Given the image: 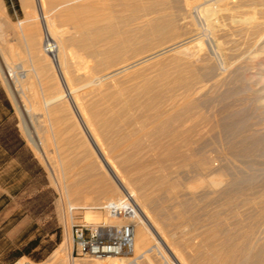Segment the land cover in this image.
Listing matches in <instances>:
<instances>
[{
	"label": "bare ground",
	"instance_id": "bare-ground-1",
	"mask_svg": "<svg viewBox=\"0 0 264 264\" xmlns=\"http://www.w3.org/2000/svg\"><path fill=\"white\" fill-rule=\"evenodd\" d=\"M23 3L25 18L12 24L0 2V54L19 56L31 66L24 74L32 86L29 107L22 104L28 115L41 112L39 144L56 151L52 167L64 194L65 220L69 209L83 204L101 214L85 217L87 222H122L101 208L128 194L136 213L129 252L140 250L134 256L146 264H192L184 257L192 253L184 254L185 249L196 257L205 250L193 264H264V0ZM8 28L13 42L6 38ZM232 34L244 36V55L238 52L241 38L238 42ZM43 38L45 50L56 52V69L41 47ZM11 71L5 65L10 84L16 82ZM129 74L135 93L121 98L128 91L120 85ZM110 87L117 89L110 92ZM130 106H138L136 120L149 125L141 139L130 138L135 132L119 135L117 120L134 113ZM152 134L168 135L167 154L126 153ZM163 142L156 138L142 149L161 150ZM177 151L184 153L176 156ZM174 159L183 161L181 182L163 172ZM185 212L191 214L188 219L194 215L213 222L202 225L200 242L188 248L176 232L180 224L172 223ZM66 236L62 252L69 249ZM57 252L52 256L57 258ZM129 252L78 264H137L125 256Z\"/></svg>",
	"mask_w": 264,
	"mask_h": 264
},
{
	"label": "rangeland",
	"instance_id": "rangeland-1",
	"mask_svg": "<svg viewBox=\"0 0 264 264\" xmlns=\"http://www.w3.org/2000/svg\"><path fill=\"white\" fill-rule=\"evenodd\" d=\"M0 2L2 9L6 13L10 23L15 24L25 18L28 7L25 5V3H23V0H0ZM44 6V9L48 11L49 5L47 2ZM112 9L120 10L121 7L114 6ZM120 13L121 12L118 13V17L123 18L124 13L121 14L122 17ZM200 23L201 32L203 34H207L208 29L203 26L202 22ZM118 26L123 27L121 23H119ZM41 28L44 34L46 30L44 31V27H42V25ZM5 34L6 38H8V41H14L11 38L13 36L11 29L8 28ZM236 35L238 34H232L231 38H237V41L241 37L244 38V36L238 35L240 37H236ZM48 38L49 42L54 44V38H52L53 40L50 39V37ZM224 38L225 37H222L223 40ZM242 38L241 42H239L240 40L238 41V46L240 45L239 47H241V49L239 48L240 51L238 52L244 55L246 53L247 46L244 44V39ZM41 47L47 56H49V60L56 69L57 62L55 58V50L51 52L45 50L46 39L44 38L41 41ZM17 52L18 50L15 49V53ZM230 53L232 55L233 52ZM12 58L8 56L5 58L0 54V264H78L81 260L92 259L88 257L77 256L74 253L73 225L77 222L86 221L85 217L88 219H98V215L101 216V214L99 211H96L93 208H88L83 204H77L75 205V208L73 207L69 209V219L67 221L63 217V208H65L64 194L57 181V176L54 175L55 172L52 167L54 159L53 156L55 157L56 151L52 145L42 147V145L39 144V141L43 140L42 130L39 126V123H41L42 119L41 112L33 111L28 115V113L24 110L25 105L29 107V101L27 99L31 97L29 92L32 91L30 90V88L32 89V86L30 83L28 84L27 77L24 76V74L28 73V70L31 68V66L28 63L23 64L19 56L15 55ZM73 59L74 58L72 57V61ZM1 60H3V62ZM163 60L165 63L167 62V58H162L160 61ZM5 65L12 70V74L16 75H14V78L16 77V82L13 81V83L10 84L8 81L6 74L4 73ZM138 73L139 71H135L131 74L135 76L134 74L138 75ZM131 74H129L127 79L125 78L126 80L124 79L120 85V88H124L125 92L128 91L121 98H125L127 94L129 95V93H135L129 88L134 81L132 79L134 77L130 78L132 76ZM13 85H15V88L17 87V90L13 89ZM116 89V87H110L109 91L114 92ZM20 100L22 101L20 102ZM22 102L25 103V105L22 104ZM130 107L133 108L132 110L134 113L123 117L125 120L120 119L122 122L117 120L119 123H116V125H118V128L120 127L119 135L126 136L128 132H135V135H131L130 138L141 139V132L149 125L143 126V123L145 122L136 120V116H134L135 112H140V109L137 111L138 106ZM132 110H130V112H133ZM80 133L81 136L82 134L85 136L82 130H80ZM152 135L143 136L146 141L138 142L140 145L137 143V146L139 147L136 149V151L129 150L126 153H129L130 155H136L138 157L167 154L165 153L166 150H164V148L169 146L167 139L168 137H166L168 135ZM156 138H162L164 141L161 143V150L146 151L142 149L144 147L150 146L152 140ZM125 144L126 141L121 143L119 148L124 147ZM115 153L117 152H110V154ZM118 153L122 152L120 151ZM183 153V151H177L174 152V155L182 156ZM93 154L96 156L95 153ZM180 162L183 161L180 159L169 161V164L167 163V165H165L166 167L163 168V172L169 177L178 178L179 181L184 180V165ZM78 167L79 166L73 167V169H71L70 174L72 173V177L76 176V170ZM100 172H105V174L110 177V174H107V171L103 166H101ZM179 189H181V186ZM178 191L181 192L180 190ZM164 203L165 208H169V205H171L168 201ZM167 203H169V205H167ZM183 205L184 200L180 198L178 201V206H182L181 208H183ZM177 208L178 210L181 209L179 207ZM186 213L187 212L183 214ZM189 215L191 216V214L187 213V215H182L184 218H174L172 220V223L180 224L179 227L181 226V228H177L176 232L177 234L178 232L179 234L181 233V238L179 237V239H181L184 244L189 242V244L186 245L187 248L192 245V243L194 245V243L198 244V242H200V238L202 235H204L205 231V229H202V225L204 228L205 225L207 226L213 223L212 221L210 223L208 220H204L198 216L197 219L194 215L192 216L194 217V220L191 221L190 219L192 217L188 219ZM180 220L184 221V224H182L183 222ZM202 221L204 223H202ZM199 230L202 231L200 232ZM66 234L69 236V249L62 252L58 249L60 243L67 239ZM191 239L192 242L190 241ZM211 241L216 242V238H213V240L211 239ZM185 250L183 251L184 254L192 253V258L189 257L191 254H187V257L184 255V257L186 260H192L193 263L195 260L198 261L199 256L205 252V250L199 249L202 250V252H196V255L200 253L197 255V258L194 256L195 252L193 255V251L188 252ZM54 251H58L56 255L59 256L57 258L52 256ZM136 253L139 255L141 252L140 250H137L135 253L129 252L125 256L129 261L136 259L137 264H146L142 257L135 258L137 255L134 256V254ZM56 259L58 260L56 261ZM59 260L61 262H59ZM155 264L163 263L156 262ZM195 264L200 263L197 262Z\"/></svg>",
	"mask_w": 264,
	"mask_h": 264
},
{
	"label": "built area",
	"instance_id": "built-area-1",
	"mask_svg": "<svg viewBox=\"0 0 264 264\" xmlns=\"http://www.w3.org/2000/svg\"><path fill=\"white\" fill-rule=\"evenodd\" d=\"M49 42H47L48 44ZM48 45H46L47 47ZM132 198L126 194L119 202L101 208L119 223L81 221L73 225V248L77 256L104 258L120 256L132 248L134 219Z\"/></svg>",
	"mask_w": 264,
	"mask_h": 264
}]
</instances>
